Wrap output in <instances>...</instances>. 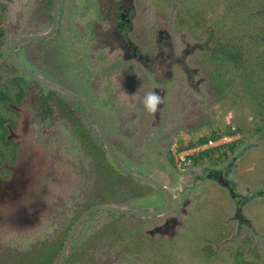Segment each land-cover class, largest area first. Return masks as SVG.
Masks as SVG:
<instances>
[{"label":"rangeland","instance_id":"1","mask_svg":"<svg viewBox=\"0 0 264 264\" xmlns=\"http://www.w3.org/2000/svg\"><path fill=\"white\" fill-rule=\"evenodd\" d=\"M45 1L0 0V28L5 33L0 43V89L9 96L15 92L12 79L18 77L4 61L11 38L13 42L40 28ZM156 7L151 33L156 37L157 29L164 28L180 42L173 53L178 62L172 61L169 75L163 72L168 63L163 59L144 64L102 57L87 61L90 72L79 64L70 68L93 53L85 27L90 13L77 14L76 8L61 13L53 36L30 40L15 50L31 71H42L94 107L124 164L162 178L175 197L166 214L150 219L93 212L73 234L62 264H240L243 260L264 264V0H156ZM167 13L172 16L165 21ZM145 49L141 41L140 51L149 54ZM167 50L155 45L149 55ZM100 65L108 69L107 80L100 76ZM143 67H152L160 78H173L162 85ZM120 86L132 94L120 91ZM149 92L163 98L154 114L143 104ZM37 94L39 99L41 93ZM30 107L28 100L23 101L17 112L8 101L5 105L0 101V117L13 122L21 117L15 126L3 122L9 142L0 139V151L8 157L13 154L9 169L8 157L1 159L5 168L0 171V254L28 252L49 241L54 250L58 237L63 243L102 182L96 174L98 160L86 145L88 138L102 150L105 163L108 160L94 120L80 104L70 98L52 103L46 121ZM206 120V126L216 130L239 127L240 133L232 138L238 137L240 144L235 149L224 146L216 157L197 162L185 175L174 174L169 170L171 142L183 141L182 133ZM79 125L83 134L78 133ZM228 163L236 181L234 191L239 193L235 205L225 187L205 177L206 165ZM193 172L205 175L187 191H176L178 184L184 185L181 179ZM138 183L119 180L108 203L125 206L129 196L142 194L132 208L161 205L152 186L145 184L139 191ZM236 205L242 206L247 221L233 217Z\"/></svg>","mask_w":264,"mask_h":264},{"label":"flooded vegetation","instance_id":"2","mask_svg":"<svg viewBox=\"0 0 264 264\" xmlns=\"http://www.w3.org/2000/svg\"><path fill=\"white\" fill-rule=\"evenodd\" d=\"M55 5H56V10H57L55 29L49 36L42 38V40L53 36L54 33H57L59 26H60V23H59L60 15L63 11H67V14H68V12H71L73 9L75 10V8H76L77 14L78 13L81 14L82 11L84 12V14L90 13L89 14L90 15L89 20L87 21V23H85V27L87 28L86 30H87V35L90 39V43H92V44H89V46L91 47V50H90V47H89V50L93 53L90 54V58L87 60H84L83 58L81 60H76L73 64V66H71L70 68H74L76 64H79L80 66H84L86 73H87V71L90 72L91 66H89L90 63L87 61L92 62L93 60H99V58H102V57H106L107 59L110 57H115L118 59H122L123 61H127V60L129 61L131 59H135V60L143 62L144 64H150V63H153V62L158 61L160 59H163L162 63H164L165 60H166V62L168 61V63H166V66L163 68L164 74L165 75L171 74V66L173 64L172 61L177 60L173 54L175 52L174 47H177L180 44V42L173 40V38L170 37V35L167 33V31L164 30V28L157 29L156 37H154L155 34L151 33L150 30L154 31V27H155V23H156V22L152 23L155 15H156V8H157L156 7V0H55V1L54 0H46L42 6V8L44 10V14L40 17V18H42V22H41V24L38 23V25H40V28L34 30L33 32H29L27 34L23 33L22 36L17 37L13 42H12V38H11V43H10L9 48L11 47V45L14 42H16V40H18L21 37L27 36L31 33L32 34L40 33L41 29H44V30L46 29L47 31H49L52 27V24H53V17H54L53 12H54V6ZM171 6H174V5L171 4ZM165 7H167V6H163L162 8H165ZM6 9L8 11L9 7L7 6ZM76 11L74 12V14H76ZM168 16L171 17L172 14L167 13L165 15V21H166V19H168ZM146 18L148 19L147 24L145 22ZM25 21L21 25H25ZM29 23H31V22H29ZM3 35H5V33L0 35V41L2 40ZM30 40H37V39H30ZM30 40H25V41L19 43L17 46L20 47L22 44H25L26 42H28ZM59 41L61 42L62 40L59 39ZM141 41L143 44L145 43L147 45V49H145V50H147L149 52V54L155 45H160V46L165 45L166 47H168V50H167L168 52L166 54H164L163 52L160 54H154L152 57H150V55L148 53H144V52L140 51ZM17 46L15 47L13 54H14L15 63L19 67H21L25 71H28V72L38 76L39 78H41L43 81H46L50 85L57 86V87L62 88V89H66L70 92L72 91L70 88L60 85L59 82L57 80H55L54 78L50 79V78L46 77V75L42 71H38V72H36L34 70L31 71L28 68V64L26 62H24L23 59L18 58L16 56L15 50H17ZM8 51H9V49H8ZM26 57L28 58L27 55H26ZM6 62L8 65H11L12 68L14 69V72L12 70H9V71H12L13 73H16L17 75H22L23 78L25 79V81L22 80V78L20 79V81L18 78H15L16 81L14 79H12L14 82V86H15V92H14L13 96H10V99H13L14 101L8 100V106L13 108L14 111L19 112L18 107H20V105L23 104V101L26 102V100H28L31 104L30 108L33 110L35 116L39 119H42L43 121H46L48 119V113L50 111L49 107L52 105V103H53V105H56L57 103H59V100H61L63 102V99L65 100V99L70 98L71 100H74L76 102V104H80L82 106L80 108H83L85 111H87L89 113L90 116H92L91 113L85 108V106L83 104H81L79 101H77L74 98H71L69 96L62 95L59 92L52 90L50 87L46 86L43 82H40V81L32 78L29 75H26L24 73L19 72L14 67V65L11 63L12 61L10 59L9 52H7V61ZM176 62H178V61H176ZM128 66H130V64ZM134 66H135V64H134ZM100 67H101V70L103 72V75L100 74L101 78L103 77V80L104 79L107 80V78L109 77L107 67L105 66V69H103L102 65H100ZM128 68L131 69L132 67H128ZM142 70L145 74H148L150 77H152V75H153L154 81L159 82V83H163L162 85H166V83L169 82V80L173 78L172 76L171 77L166 76L164 78L163 77L160 78L156 74L155 70L152 67H150V68L143 67ZM157 70L158 71L161 70V67L158 66ZM93 72H95V70ZM122 72H125L124 68L122 69ZM129 78H128V80H129ZM123 79L125 81L127 80L125 77H123ZM28 81H30L29 82L30 87H28ZM117 81L120 85V80L117 79ZM19 82L21 83V85H20L21 89H19L18 86L16 85V83H19ZM22 82H24L25 84H23ZM145 88H147V87H144V89ZM136 89H138V88H136ZM120 91L125 92L124 90L121 89V86H120ZM38 92L41 93V97L39 99L37 98ZM125 93L132 94L129 91L128 92L126 91ZM137 93H138V91H137ZM73 94H75V93H73ZM28 95H30V97H28ZM49 98H51V99H49ZM130 98H132V97H130ZM133 98H134V96H133ZM129 100H131V99H129ZM92 108H93V111L95 112V114H97L94 107H92ZM13 115H14V113H13ZM97 116L101 121V118L99 117L98 114H97ZM20 118H18V120L16 122H13L12 120H11L12 121L11 123L8 120L4 121V122L8 125H11V124H14V125L17 124L18 125ZM94 123H95V121H94ZM101 123H102V121H101ZM105 133H106V131H105ZM106 135H107V133H106ZM168 152H169V149H168ZM15 154H18V152L15 151ZM107 154L109 155V153H107ZM116 154H117V152H116ZM109 157H110V155H109ZM110 159H111V157H110ZM118 159L122 162V164L124 166L127 167V165L124 164L123 160H121L119 158V156H118ZM12 162H13L12 156H9V161L5 162V164L7 165V164L12 163ZM169 162H170V167H169L170 171L173 172V170H174L176 172L174 174H176L178 176L185 175V173H179L175 169L171 156H170ZM195 164H196V162L194 161L192 168L194 167ZM209 165H211V164L206 165V167H207L206 169H208L210 167ZM9 166L10 165H7L6 168L9 169ZM215 167L218 168L217 172L219 173V175L224 177L225 176V170H222L223 168H221V165H218V167H217V165H215ZM130 169L135 170L138 173L144 174L146 176L152 177L156 181L160 182L162 185L166 186L168 191L171 193L169 187L166 185V182L162 181V178L159 180L158 177H156L153 174L148 173L144 169H143V171H141L142 170L141 168H136V167L132 168L131 167ZM191 169L189 171H191ZM119 171L122 172L123 174L127 175V176L132 177L134 179L135 183L139 182L138 184L140 185V187H142V188L137 187L139 191L142 189H145L147 184L150 185L149 183H147V182H145V181H143L137 177L128 175L121 170H119ZM192 171H194V169ZM188 175L191 176L190 177L191 180L188 181L187 183H184L183 186H182V183L178 184L179 187L177 186L176 191H180V190H181V192L187 191V189H189L193 185L197 184L200 177H203L205 174H203L201 172L196 174V172H193V174L191 173ZM170 177H171V175H168V181H169ZM184 178H182V179H184ZM150 186H152V185H150ZM151 188H153L155 190V192L158 193V195H160V197H158L159 198L158 201L159 202L161 201V205L157 206V204H155L153 206L154 208L152 206H151V208H149V206H147V205L138 204L136 206H133V208H132L130 205L133 204V202H134L133 200L139 199L141 197L139 195H142V194H138V195L136 194L133 196H129L126 203L124 204L125 206H122V207H126L128 209H132L135 211H141L144 213L150 212L153 210H158V209L162 208L166 204V198H165L164 194L154 186H152ZM151 188H150V190H151ZM171 195L173 196V201L171 202L170 207L165 211V213H163L161 215L166 214L171 209L173 202H175V197H174L173 193H171ZM233 202L235 205L234 199H233ZM89 203H91V204L88 205ZM89 203L87 204V207L85 209H87L88 207H90L94 204L108 203V202H102L100 193L98 191H96L94 193V198H92L89 201ZM109 204H112V203H109ZM115 204H118V203H115ZM115 204H112V205H115ZM234 208L235 209H234L233 214L235 216V210L237 209V205L234 206ZM84 210H82V212ZM99 211H103V210H99ZM104 211H106V210H104ZM106 212L114 214V212H110V211H106ZM117 214H119V213H117ZM242 214L243 213L241 210V213L239 212L238 215L241 216V218L244 220V222L247 221V219L244 218ZM79 215L76 217V219L79 217ZM121 215H130L131 216V214H121ZM161 215H157V216H161ZM88 216H86L83 219V221ZM133 216H137V215H133ZM157 216H149L147 218L150 219L152 217H157ZM137 217L140 218V217H145V216H137ZM74 221H73V223H74ZM77 228H76V230H77Z\"/></svg>","mask_w":264,"mask_h":264},{"label":"water","instance_id":"3","mask_svg":"<svg viewBox=\"0 0 264 264\" xmlns=\"http://www.w3.org/2000/svg\"><path fill=\"white\" fill-rule=\"evenodd\" d=\"M55 1V0H54ZM54 17H53V24L52 27L49 31L45 32V33H36V34H29L27 36L21 37L18 40H16V42H14L11 47L9 48V56L11 59V63L14 65V67L21 73H24L26 75L31 76L32 78L43 82L46 86L50 87L52 90H55L57 92H59L62 95L65 96H69L71 98H74L75 100L79 101L81 104H83L85 106V108L91 113L94 121H95V125L99 131V134L101 136V139L105 145V147L107 148V151L111 157L112 162L114 163V165L121 171H123L124 173L137 177L147 183H149L150 185L156 187L157 189H159L165 196L166 198V204L158 209V210H153L150 212H141V211H135L132 209H128L126 207H122V206H116V205H112L109 203H98V204H94L90 207H88L87 209H85L80 215L79 217L74 221V223L71 225L66 238L64 239L62 246L60 248L59 254L57 256L56 262L54 264H62L64 259H65V255L68 249V246L71 242V239L73 237L74 232L76 231V228L79 226V224L83 221V219L88 216L89 214H91L92 212H96L99 210H106V211H110V212H114V213H120V214H131V215H137V216H145V217H149V216H157V215H161L163 213H165V211L170 207L171 202L173 201V196L171 195V193L168 191L167 187L162 185L160 182L156 181L155 179H153L152 177L146 176L144 174L138 173L135 170H132L126 166H124L122 164V162L118 159V156L116 154L115 149L112 146V143L110 142V140L108 139L105 130L103 128V125L100 121V119L98 118L97 114H95V112L93 111V108L84 100L82 99L80 96L73 94L72 92L66 90V89H62L59 88L57 86H53L48 84L46 81H43L41 78H39L38 76L25 71L24 69H22L21 67H19L16 63H15V59H14V54L13 51L15 49V47L25 41V40H30V39H41V38H45L47 36H49L55 29V25H56V18H57V10H56V5L54 6ZM229 165L226 164L224 166H221V168H223L222 170H225V176H220L218 171V168L216 167H209V172L205 175L206 178H208L209 180H211L212 182L215 181L217 183H219L222 187H225L226 190L229 191L231 197L237 201L238 197H236L235 195V191H234V184L236 183V181L234 180L233 177H231V170L230 168H227V166ZM220 168V169H221ZM219 169V170H220ZM237 195H239V193H236ZM236 204V203H235ZM242 210V206L237 205V209L235 210V218L240 221V222H244V220L241 218V216L238 215V213H241Z\"/></svg>","mask_w":264,"mask_h":264},{"label":"trees","instance_id":"4","mask_svg":"<svg viewBox=\"0 0 264 264\" xmlns=\"http://www.w3.org/2000/svg\"><path fill=\"white\" fill-rule=\"evenodd\" d=\"M3 34V30L0 28V35ZM1 43V41H0ZM226 52L230 55V56H235V54L231 51V50H226ZM1 56V54H0ZM262 63L264 64V53L262 54ZM4 61H5V65L6 68L9 70H12L14 72V69L12 68L11 65L7 64V54L4 57ZM234 61H236V59H234ZM16 74V73H15ZM219 76V75H217ZM19 79L22 78V80L25 81V79L23 78L22 75H18V77H16ZM15 80V78H14ZM16 81V80H15ZM220 81V80H219ZM23 84H25L24 82H22ZM16 85L18 86L19 89H21V83H16ZM220 85V84H219ZM222 88V87H221ZM223 89V88H222ZM225 90L223 89V92ZM51 99V98H49ZM14 101L13 99H10V96L7 94L6 90L0 89V101L2 103H6V101ZM59 103H62L61 100H59ZM69 116H72V114H69ZM9 121L10 123L12 122L10 119H6V117H0V139L2 142H4L5 144L8 143L9 141L6 140L5 135L7 132L6 126L3 124L4 121ZM11 126H15L14 124H11ZM79 131L78 133L83 134L84 133V128L79 125ZM240 128L239 127H235L234 129H231L230 127H226L224 130H219L216 133L212 134V138H218L220 135L227 133L229 135H234L236 133H240ZM77 132V131H76ZM208 138H211L209 136H204L203 138L200 139V142L206 141ZM235 142V141H234ZM86 145L89 147V149L91 151H93V155H94V159L98 160L97 165L96 164V174L97 177H101L100 180L102 182H99V186L97 187V191L100 193L101 196V200L102 202H111L108 198L109 194H112L111 192L114 191L115 189V184L121 180V179H127L128 181H134V179L130 176H127L125 174H123L122 172H120L118 170V168L116 166H114V164L112 163L110 157L107 155L106 156L108 158L107 162L105 163V161L103 160V152L101 149H99L94 142V139L92 138H88L86 141ZM193 145V144H192ZM190 146V145H189ZM101 147V146H99ZM12 158H13V154H11ZM5 157V159L7 160L8 155L2 153L0 151V171L4 170V168L2 167L3 165V161H1V159ZM9 159V157H8ZM9 161V160H8ZM6 161V162H8ZM59 240V243H55V245L57 246L56 249H50L49 245L52 244V242H46L44 244V246L42 248L40 247H33V249L31 251L28 252H21L19 253L18 251H12V253H10V255L7 254H0V264H51V262L54 260L55 257H57V255L59 254L60 251V246H62V241L61 238L58 237L57 238ZM53 246V245H52ZM64 262V261H63ZM240 264H259L255 261H250V260H243L241 261Z\"/></svg>","mask_w":264,"mask_h":264},{"label":"built area","instance_id":"5","mask_svg":"<svg viewBox=\"0 0 264 264\" xmlns=\"http://www.w3.org/2000/svg\"><path fill=\"white\" fill-rule=\"evenodd\" d=\"M229 116H231L229 114ZM235 126L232 125L231 129ZM238 134V133H236ZM232 136L222 134L218 138H208L206 142L197 143L184 148H180L176 141H172L169 147V154L173 160L174 167L179 173H187L193 166L194 157L199 153L217 146H222L232 141Z\"/></svg>","mask_w":264,"mask_h":264},{"label":"crops","instance_id":"6","mask_svg":"<svg viewBox=\"0 0 264 264\" xmlns=\"http://www.w3.org/2000/svg\"><path fill=\"white\" fill-rule=\"evenodd\" d=\"M206 123H207V120L204 123L200 124L199 126L194 125L193 128L190 130V133H186V132L182 133V135H181L182 137H180V138H182L183 141L182 140L180 142L177 141L179 147L184 148V147H187V146L192 145V144L194 145L197 143H202V142H200L201 138H203L204 136H209L212 138V134L219 131L218 129L216 130V129L207 127ZM231 136H233V135H231ZM236 138H238V137H233L232 141H230L227 145H222V146H217V147H213L210 149H206L205 151L199 153L196 157H194V161L197 163L199 161H204V160H208L212 157H216L220 153V150L224 149V146L227 147L228 145H230V146H232V148L235 149L237 147V145L240 144V139H236ZM203 142H206V141H203ZM211 151L212 152L214 151V152L211 153L210 155H208V153ZM217 167H218V165H217ZM190 177H191L190 175H187L182 180L184 181V183H187L188 181L191 180Z\"/></svg>","mask_w":264,"mask_h":264},{"label":"clouds","instance_id":"7","mask_svg":"<svg viewBox=\"0 0 264 264\" xmlns=\"http://www.w3.org/2000/svg\"><path fill=\"white\" fill-rule=\"evenodd\" d=\"M161 103H163V98L155 92H149L143 100L146 110L152 114L157 112Z\"/></svg>","mask_w":264,"mask_h":264}]
</instances>
